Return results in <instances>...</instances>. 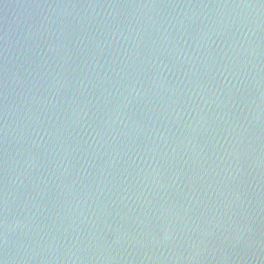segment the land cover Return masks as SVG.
<instances>
[{"label": "water", "instance_id": "water-1", "mask_svg": "<svg viewBox=\"0 0 264 264\" xmlns=\"http://www.w3.org/2000/svg\"><path fill=\"white\" fill-rule=\"evenodd\" d=\"M0 264H264V0H0Z\"/></svg>", "mask_w": 264, "mask_h": 264}]
</instances>
